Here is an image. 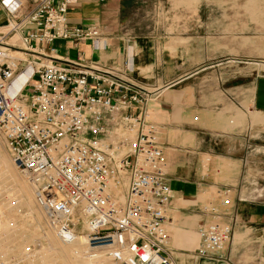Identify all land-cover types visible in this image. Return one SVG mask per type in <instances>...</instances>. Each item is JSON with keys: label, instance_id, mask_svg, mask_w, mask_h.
Segmentation results:
<instances>
[{"label": "built area", "instance_id": "1", "mask_svg": "<svg viewBox=\"0 0 264 264\" xmlns=\"http://www.w3.org/2000/svg\"><path fill=\"white\" fill-rule=\"evenodd\" d=\"M30 3L0 0V135L44 228L64 245L83 236L90 253L110 264H176L165 226L172 192L146 111L156 90L57 57L56 41L99 51L103 36L96 27H68L67 1ZM15 35L20 45L9 43ZM230 234L229 226L200 227L194 260L216 263ZM44 247L40 239L0 252V264H40L32 262Z\"/></svg>", "mask_w": 264, "mask_h": 264}, {"label": "rangeland", "instance_id": "2", "mask_svg": "<svg viewBox=\"0 0 264 264\" xmlns=\"http://www.w3.org/2000/svg\"><path fill=\"white\" fill-rule=\"evenodd\" d=\"M248 1L250 0H173L169 4L159 0L155 8L156 16L150 26L160 28L171 25V18L167 13L170 10L188 13L186 21L191 32L189 36L199 39L204 48L201 51H190L192 58L189 69L199 72L193 77L196 90L204 93L221 92V96L229 99V106L236 110L244 109L246 105L248 107L251 96L252 111L255 113L264 111V0H253L252 6ZM147 24L145 20L141 21L140 29ZM13 41L16 42L15 39ZM16 45H20V41ZM200 59L204 62L203 66L191 67L193 62ZM214 66L215 69L212 68ZM213 71H216L215 75L207 77ZM263 124V118L254 114L252 125L256 127ZM255 135L254 133V140L262 139V136ZM259 142L254 144H260ZM224 143L228 142L223 141L222 144ZM199 150L211 153L196 157L193 165L196 173L199 171L198 175L203 176L200 183L204 188L202 187V192L196 199V205L185 208L187 205L183 203L184 199L175 206L180 208L171 210L165 225L166 231L179 222L190 223L191 228L194 224L197 227L212 224L229 226V241L219 253L217 262L202 264H264V149L260 145L254 147L247 163L243 161L244 158L242 161L237 160L244 157V149L236 145H204ZM0 157L9 163L13 177L16 181H21L20 184L26 187L30 196V206L18 205L12 192V184L6 182L4 185L0 195V252L18 253L24 243L41 239L45 243L41 255L49 253L51 258L46 255V260L52 259L54 264H102L98 261H80L67 251H70V245L60 243L54 235L47 232L43 215L33 202L31 189L25 178L11 165L1 135ZM0 174L3 177L1 171ZM202 207L206 210L202 211ZM11 227L17 228L11 232ZM176 231L177 237L174 238H179V243L180 239L191 243V247H185L189 252L178 253L188 257L183 264H192L194 254L191 252L197 247L198 237L192 232L188 234L187 230ZM167 233L170 240L171 234L169 231ZM194 237L196 243L191 239ZM9 238L12 239V245L5 248ZM179 247L182 246L178 245ZM79 248L81 247L76 250ZM41 261L37 257L32 263H42ZM175 263L179 264L176 260ZM103 264L108 263L106 261Z\"/></svg>", "mask_w": 264, "mask_h": 264}, {"label": "crops", "instance_id": "3", "mask_svg": "<svg viewBox=\"0 0 264 264\" xmlns=\"http://www.w3.org/2000/svg\"><path fill=\"white\" fill-rule=\"evenodd\" d=\"M19 1L24 8L31 5L30 0ZM64 1L68 2V27L98 28L103 36V50H94L89 43L75 45L56 41L53 46L57 57L68 61L80 60L85 64L94 63L100 68L114 70L117 75L143 87L156 90V98L146 105V111L149 120L158 127L172 192L170 207L166 212L167 221L171 210L180 208L175 206L184 199L183 203L187 205L185 208L197 204L196 199L204 187L200 183L202 174L198 175L199 171L196 173L193 168L194 161L198 156L211 154L202 153L199 150L201 146H239L244 149V157L237 160L242 161L244 158L245 163L252 157L254 147L260 145L264 149V124L256 127L252 125L254 114L264 120V111H252L251 96L250 105L237 109V114V110L229 106V99L221 96V92L204 93L196 90L193 77L199 72L189 69L192 58L190 51H201L204 48L199 39L189 36L191 32L186 21L188 13L170 10L167 13L172 24L155 28L150 26V22L156 16L155 8L159 0ZM161 1L171 4L173 0ZM144 20L148 24L140 29L141 21ZM4 24L5 14L0 7V26ZM12 39L19 41L17 35L9 41L16 44ZM200 60L193 62L191 67L203 66L204 62ZM215 72L209 73L207 77L211 78ZM24 79L23 75L18 81L19 86ZM254 133L256 137L262 136V139L254 140ZM223 141L228 143L222 144ZM258 141L260 144H254ZM233 195L236 199L235 191ZM201 210L206 209L202 207ZM183 224L179 222L167 230L171 234L169 246L179 264H183L188 257L178 252H189L185 247H191V243H186L185 239H180L179 243V238L175 239L176 230H187L188 234L192 232L197 236L200 228L195 224L193 228L190 223ZM191 239L196 243L195 237ZM178 245L182 247L178 248ZM192 264L202 262L194 260Z\"/></svg>", "mask_w": 264, "mask_h": 264}, {"label": "bare ground", "instance_id": "4", "mask_svg": "<svg viewBox=\"0 0 264 264\" xmlns=\"http://www.w3.org/2000/svg\"><path fill=\"white\" fill-rule=\"evenodd\" d=\"M248 4H250V6H252L254 4V1L253 0L248 1ZM18 79L13 83V86H12L13 89H18L21 86V85L20 86L18 85ZM8 164H7V161L4 158L0 159V166L2 167V170H0V171L3 173V177H0V195H1V191L4 189V185L7 184L6 182H9V184H12V189L13 190L12 189L11 190L14 193V197L17 200L18 205H22V206H27L28 207V206H30V201H29L30 200V196L28 194L29 192L26 191V187H24V186H22V184H20L21 181L20 182L16 181L15 177H13V174L11 173L10 166ZM30 189H31V187H30ZM31 192H32V189H31ZM32 197H33V192H32ZM15 199L13 198V200H15ZM33 202H34V197H33ZM1 214H2V211H0V217H1ZM47 232L51 233L52 235H54V233L51 232V231H47ZM54 237L56 238L55 235H54ZM81 238H83V239H81ZM1 244H3V243H1ZM11 245H12V239L9 238V239H7L4 247L5 248H9ZM69 245L71 246V249H70V251H69V249L67 251L69 253H72L77 258H79L80 261H86L88 263L89 262H93V261H98V262H100L102 264L107 261V263L110 264L109 260L106 257H104L103 255L90 253L88 247L86 246L85 238L83 236L78 237L75 242H73L72 244H69ZM77 247H81V248L76 250ZM46 255H48L50 257V254L47 253V252L44 253L43 255H41L40 257H38V259L41 258V260H42L41 261L42 263H40V262L39 263L40 264H54L52 262V259L51 260H46V258H47ZM55 261H57V259ZM56 264H58V263H56ZM62 264H66V263L63 262Z\"/></svg>", "mask_w": 264, "mask_h": 264}]
</instances>
